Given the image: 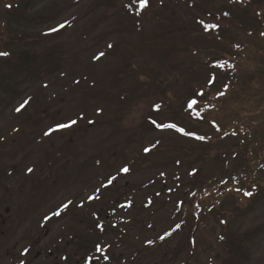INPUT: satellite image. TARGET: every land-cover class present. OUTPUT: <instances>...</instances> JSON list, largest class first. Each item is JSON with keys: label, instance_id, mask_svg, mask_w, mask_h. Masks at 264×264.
Masks as SVG:
<instances>
[{"label": "rangeland", "instance_id": "374dc122", "mask_svg": "<svg viewBox=\"0 0 264 264\" xmlns=\"http://www.w3.org/2000/svg\"><path fill=\"white\" fill-rule=\"evenodd\" d=\"M118 2L115 7L111 0H30L22 19L9 20V35L21 39L11 50L34 52L36 63L27 62L26 71L3 70L13 91L0 89V264L221 261L219 244L200 241L217 243L224 232L236 238L228 243L235 258L230 264H264V168L258 171L259 158L250 156V165L252 160L261 199L244 208L248 202L227 196L199 211L204 222L197 231L204 230L193 245L188 227L197 218L187 212L190 220L182 224L180 214L199 183L215 170L214 161L197 163L196 157L217 149L200 148L194 140L148 122H173L212 135L207 121L193 124L185 105L195 94L193 87L207 78L193 74L189 84L182 83L179 79L187 72L172 78L162 64L171 63L168 51L221 52L226 40L215 42L200 34L193 14L196 5L220 12L234 3L150 0L139 12L138 0ZM227 11L236 26L251 28L249 16L239 17L234 8ZM199 21L209 22L207 17ZM177 25L182 31L169 38L158 39L160 32L154 34L157 39L151 35L154 29ZM162 54L156 69L153 63ZM243 104L241 100L240 108ZM254 104L264 105L261 100ZM227 114L208 115L210 122L224 126L236 119ZM235 145L233 138L219 147ZM241 158L223 182L232 181L235 168L244 166ZM179 222L180 230L173 229ZM93 242L104 257L86 248Z\"/></svg>", "mask_w": 264, "mask_h": 264}, {"label": "trees", "instance_id": "16d2710c", "mask_svg": "<svg viewBox=\"0 0 264 264\" xmlns=\"http://www.w3.org/2000/svg\"><path fill=\"white\" fill-rule=\"evenodd\" d=\"M149 2L150 0H147V6L142 10L138 3L139 12L146 10ZM232 2L234 4L230 6L232 3H228L225 0L224 4L228 3V6L220 12H216V8L215 10H202L199 9V5H196L195 13L193 14L196 20L194 24L197 26L200 34L203 33L215 42H222V39L229 42L222 44L221 52L215 55L214 53L200 51H188L183 54H174L168 51L165 55H167L166 58L170 57L171 63L164 62L162 64L166 75L169 74L172 78H175L174 75L187 72L186 76L179 79L182 83L187 82L189 84V81L186 80L193 74L202 75L203 80L207 78L205 84L199 82L194 86L193 82L190 83L196 91L195 94L188 96L189 98L186 100L185 105L189 111V116L194 118L191 120L193 124L207 121L212 135L187 130L185 125L178 126L177 124V127L174 129L176 131L175 134L182 138L194 140V143L200 148L209 145L217 149L216 154H214L215 150L213 153H210L208 150L204 156L196 157L195 162L197 163L206 161L207 159L209 162L214 161L215 170L212 172L213 176L208 178L207 182L199 183V187L190 196L189 202L187 200L178 204L180 209L187 202L185 203V208L182 210L184 215L180 214L182 224L190 220L187 217V212L192 217L197 218L195 220L192 219L191 225L188 227L191 230L192 235L189 237L193 245L195 244V235H199L204 230L202 228L201 231H197V227L204 222L203 215H201L203 212L200 213L199 211L205 208L211 209L219 202L221 204V200L227 196L237 199L238 202H248L244 208L250 206L252 203H256V200L262 197V192L260 193L259 191V181H255L254 173H256V170H253L255 167L252 165V160L250 165V156H257L259 158L260 169L258 171H261L264 168V105L262 107L255 105L254 100H261L264 104V0H232ZM29 4L30 0H0V53L5 54L0 55V89H3L5 93H11L13 90L9 87V78L3 75L4 68L14 67L15 73L19 71L18 69L26 71L27 62L36 63L34 52L16 53L11 50V46H16L20 43L21 39L14 38L13 34L9 35L8 33L9 20L14 19L18 21L22 19L24 8ZM111 4L115 7L119 6L118 0H111ZM194 7L195 5L193 6L192 4L191 9H194ZM228 7L229 9L234 8L239 12V17L249 16L252 21L251 28L246 29L243 26H236V23L232 20L231 11L230 17L228 16ZM206 17L209 22L199 21L201 18ZM145 20L148 22L149 27L155 26L156 22ZM157 29H154L153 34H151L155 39L157 38L154 34L157 32H160L162 35L158 39H165L176 35L175 30L177 29L182 31L179 25L172 29L165 27H160V30ZM185 31L188 33L187 29ZM165 55H160L158 60L153 63L156 69L160 68L159 60H162ZM179 69L183 71H179ZM32 70L29 72L31 73ZM187 87L190 88V85ZM253 91L258 92L260 95L255 96ZM241 100L244 103L242 108H240ZM23 106L21 105V107ZM216 111L234 115L236 119L232 120V123L229 122V125L224 126L214 123L212 120L210 122L211 117L208 114ZM148 122L157 127L161 125L151 118L148 119ZM178 129H183L184 131L181 132ZM233 138L237 141V145L225 146L223 149H220V142L226 139L232 140ZM252 146L253 150H251ZM239 155L242 157L240 161H242L241 164L243 163L244 166L240 165L235 168L232 181L226 180L223 182L225 175L233 166L234 161L239 158ZM139 158L136 157L134 160L140 163ZM188 169H190V165ZM193 175L194 173L191 176L192 181L189 182L190 184L192 183V187L196 184V181L193 180ZM171 177L172 179H176L177 175L174 173ZM246 193H250V195H246ZM207 214L209 215L210 213ZM101 227L99 226L97 229H101ZM180 228V222L173 227L175 230H180ZM104 229L102 228L101 231L103 232ZM229 240L232 242L236 238L227 232L217 237V243H213L209 239H202L200 244L203 241L206 242L207 246L210 243L214 245L219 244L221 246L220 256L224 257L221 261L206 258L204 262H201V258L198 259L199 256H197L198 260L189 264L235 263L233 261L235 258H233L231 251L228 250ZM92 244L86 247L90 252L96 251L99 254L103 252V249L98 248L97 242H93ZM235 247L237 256L239 249L236 245ZM96 259H99V255H95ZM240 260H245V254L241 256Z\"/></svg>", "mask_w": 264, "mask_h": 264}, {"label": "snow or ice", "instance_id": "6c2138e0", "mask_svg": "<svg viewBox=\"0 0 264 264\" xmlns=\"http://www.w3.org/2000/svg\"><path fill=\"white\" fill-rule=\"evenodd\" d=\"M134 2H137V0H134ZM138 3H139V7H140V9L142 10L144 7H146L147 6V0H138ZM61 27H63V26H61ZM0 55H5V54H3V53H0ZM17 111H20V109H17ZM73 123H75V121H73ZM69 125H61L60 127H68ZM166 127H169V128H176L177 126L176 125H167ZM179 131H181V132H183L184 130L183 129H178ZM201 139H202V137H201ZM123 171L124 172H127L128 171V169H123ZM246 195H250V193H246ZM65 207H67V205L65 206ZM56 215H59L60 213L59 212H57V213H55Z\"/></svg>", "mask_w": 264, "mask_h": 264}, {"label": "flooded vegetation", "instance_id": "af4514ba", "mask_svg": "<svg viewBox=\"0 0 264 264\" xmlns=\"http://www.w3.org/2000/svg\"><path fill=\"white\" fill-rule=\"evenodd\" d=\"M49 256H51V254Z\"/></svg>", "mask_w": 264, "mask_h": 264}]
</instances>
